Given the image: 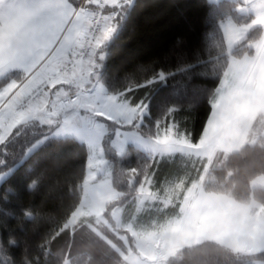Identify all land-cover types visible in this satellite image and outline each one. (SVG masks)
Instances as JSON below:
<instances>
[{"label":"snow or ice","instance_id":"snow-or-ice-1","mask_svg":"<svg viewBox=\"0 0 264 264\" xmlns=\"http://www.w3.org/2000/svg\"><path fill=\"white\" fill-rule=\"evenodd\" d=\"M134 6L0 0V180L51 147L50 165L24 191L71 201L49 218L32 259L25 241L19 264H264V0H231L210 18L207 59L110 83ZM209 77L211 87L196 82ZM170 80L169 99L155 103ZM185 102L206 105L196 131L176 119ZM81 154L80 175H62ZM10 202L5 192L0 203ZM22 217L38 231L39 213L24 207ZM19 247L0 237V264H17Z\"/></svg>","mask_w":264,"mask_h":264},{"label":"trees","instance_id":"trees-1","mask_svg":"<svg viewBox=\"0 0 264 264\" xmlns=\"http://www.w3.org/2000/svg\"><path fill=\"white\" fill-rule=\"evenodd\" d=\"M230 2L231 0L212 1L211 3L209 0H134V9L119 39L115 42L113 56L108 61L107 78L109 82H121L126 75H134L135 78L143 80L145 75H151L153 68L156 70L161 67L174 68L181 60L195 63L198 59H207L205 32L208 29V21L222 14V6ZM237 16L243 17L244 15L237 13ZM141 68L147 71L141 72ZM208 79L207 84L199 80L196 82L201 86L211 87V77ZM172 83L170 80L167 88L158 86L162 90L158 93L155 103L162 105L169 99ZM183 109L177 113V121L183 127L193 131L198 130L205 120L206 105L189 108L188 103L185 102ZM160 111V108L154 107V117L159 115ZM65 151L72 152L75 149L69 147ZM51 158L52 149L49 147L28 160L16 171L11 180L0 182V198L7 192L11 201L7 204L0 203V207L9 212L6 220L0 219V237L7 240L11 235L20 242V247L13 249L17 264L21 261L25 241L28 244L26 256L32 259L37 254V244L53 226L49 218H59L71 202L66 196L61 199L57 192H49L47 189L36 194H28L24 191L29 174L37 176L43 173L50 165ZM83 160V154L77 158H67L62 175L79 176ZM8 163L12 164L11 159ZM233 164L241 170L245 167L244 161L240 159L234 160ZM179 166L178 163L170 167L179 168ZM16 190L20 191L19 198L13 195ZM24 207H29L34 214H40L41 219L36 222L38 231L35 233L32 231L34 223L22 217ZM64 244V240L58 241L53 245V252L63 247ZM196 259L192 257L193 261ZM48 264H57V258L49 257Z\"/></svg>","mask_w":264,"mask_h":264},{"label":"rangeland","instance_id":"rangeland-1","mask_svg":"<svg viewBox=\"0 0 264 264\" xmlns=\"http://www.w3.org/2000/svg\"><path fill=\"white\" fill-rule=\"evenodd\" d=\"M212 1L217 2V1H220V0H212ZM239 14H243V13H239ZM243 15H245V14H243ZM178 163H179V161H177V163L174 164V165L176 166ZM0 182H1V180H0Z\"/></svg>","mask_w":264,"mask_h":264}]
</instances>
